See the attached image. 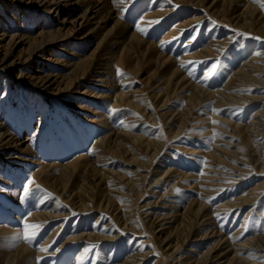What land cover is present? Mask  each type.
<instances>
[{
    "label": "rangeland",
    "instance_id": "374dc122",
    "mask_svg": "<svg viewBox=\"0 0 264 264\" xmlns=\"http://www.w3.org/2000/svg\"><path fill=\"white\" fill-rule=\"evenodd\" d=\"M10 1V8L5 9L0 0V10L5 15L1 19L4 18L2 22L7 20L9 26L18 30L21 27L22 44L19 48L23 46L27 49L46 34L50 36L48 39L55 40L42 46L43 50H39L33 59L18 63L14 70H0V134L7 131L15 139V143L0 149V264H9L12 256L26 243L35 252L46 247L47 254L39 259L38 264L119 263L136 247V242L146 239L147 246L153 252L145 264H151L156 258H161L163 253L149 228L127 230L109 210L101 208L94 211L73 210L67 198L60 197L57 186H63L70 179L81 184L85 175L92 173L95 167L108 165L119 171L130 168V160L124 161L116 148L98 147L97 142L110 136L108 133L111 130L119 128L129 127L131 131L145 136H155L159 132L165 134L167 128H164L163 120L158 117L157 103L161 99L154 94L163 91L176 65L182 63L183 73H190L188 77L192 81L205 84L212 90L221 89L230 74L255 52H259L258 60L261 57L260 62L264 64V29L233 26L221 21L218 14L221 13L224 0H209L205 4L200 0ZM254 2H259L264 13V0ZM213 3L214 7H207ZM163 8H167L168 12L161 14ZM11 13L16 18H12ZM153 21L155 23H149ZM140 28H146L147 31L142 32ZM229 35H232V40L218 59L206 56V46L211 40L222 41ZM157 56L170 57L172 60L166 62L161 72L150 81L156 70ZM215 63V73L205 79ZM50 73L56 74L62 86L71 82H76V85L57 94L55 90L43 91L37 83ZM250 73H256L263 80H252V85L245 89L264 96V68L253 69ZM124 94L134 97L136 102L142 101L148 106V113L144 114L134 104L116 106L115 102ZM192 95L191 89H186L182 95L173 96L164 110L180 112ZM208 104L211 105V102ZM201 106L197 107L201 113L196 118L197 123L170 140L168 146L158 154L157 166L168 165L173 170L179 168L195 175L204 170L205 152H193L185 148L206 151L215 143L214 133L202 131L208 130L210 125L202 123V116H207L208 107L204 103ZM218 110L222 116L235 122L240 120L247 123L259 110L263 111L264 117V100ZM104 113L106 119H103ZM180 121L177 115L176 121H173L174 129ZM170 128L173 127L168 130ZM212 130L216 131L214 126ZM229 138L226 134L223 140ZM219 145L225 146L221 141ZM248 145L249 141L245 138L243 152ZM235 156L234 153L225 155L226 158ZM132 173L135 174L134 169ZM227 176L225 174L221 182L228 177L230 179L226 181L235 182L223 187L219 185L216 188L218 191L207 195V202L212 205L210 215L214 229L227 235L226 238L234 244L241 239L245 241L249 238L247 236L253 237L264 232V171L248 172L243 178L236 172ZM196 179L197 176H193L184 179L185 184L175 185L163 199V205L153 206L151 210L172 213V209L185 205L192 197L199 195L197 189L187 185ZM29 181L33 183L29 185ZM25 187H29L31 193L27 199L23 195ZM246 193L253 195L252 201L245 203L242 209L233 207L232 210L224 205ZM153 197L146 192L137 199L140 204H145L152 201ZM46 209L64 211V214L50 219L33 218L38 211ZM250 209L247 228L245 226L239 230ZM71 210V214H66ZM26 218H31L28 224L40 227L26 229ZM97 218L99 220L95 223ZM107 221H111L112 226L118 229L117 239L67 241L70 236L90 230L92 226L98 230L105 229L103 224ZM58 226L60 230L55 233L54 229ZM105 230H111V225H107ZM29 231L37 233L31 242L24 238ZM197 244L187 245L185 249L197 255L204 249L206 242L202 240ZM29 261L31 259L26 256L17 264H28ZM249 261V264L253 263Z\"/></svg>",
    "mask_w": 264,
    "mask_h": 264
},
{
    "label": "bare ground",
    "instance_id": "6f19581e",
    "mask_svg": "<svg viewBox=\"0 0 264 264\" xmlns=\"http://www.w3.org/2000/svg\"><path fill=\"white\" fill-rule=\"evenodd\" d=\"M9 1L10 0H2V6L5 7V9L10 8ZM55 1L56 0H51V2ZM200 1L205 4L206 1L209 0ZM224 1V5H222L223 8L220 10L221 13L218 14L221 21L233 26L243 25L246 28L261 27L264 29V13L261 10L263 7L260 8L259 2H254V0ZM214 4L215 3L210 4L207 7H214ZM165 12H168L167 8H163L161 14ZM3 16L5 15H3V11L0 10V70H14L18 63L33 59L36 54H39V52L43 50L42 46L55 40L53 38L48 39L47 37L50 36L46 34L40 41L29 45L27 49H24L23 46L19 48L22 44L21 27L19 28L20 30H18L16 27L9 26L7 20L2 22L4 18H1ZM11 17L16 18L15 14L12 13ZM186 25L187 24H183L182 26ZM231 40L232 35L227 36V38L222 41L211 40L206 46V56H215L218 59L224 47L229 44ZM257 53L259 52L257 51L253 56H249L250 58H246V60L230 74L224 86L218 90H212L205 84H198L192 81V79L188 77L190 73H183L184 68L181 69L182 63L177 64L174 69V74L169 79V83H166V87L163 91H158L156 95L154 94V96L161 99L157 103L159 109L158 117L163 120L164 128H167L166 133L161 134L162 132H159L157 135L151 136L148 132L150 136H145L142 133L137 134L131 131L132 129L129 127L119 128V130L115 131L114 129L113 131L111 130V133H108L110 136L101 138L96 145L98 147L103 145L108 149H113V147L116 148L115 150L119 152L124 161L130 160L131 167L127 168L125 171L109 168L107 167L108 165L95 167L91 170L92 173H87V175H85V179L82 180L81 184L75 179H70V181L63 186H57L60 197L67 198L73 210L76 208L84 211H94L96 208L109 210L115 217L114 219L121 225H124L127 230L149 228L163 253L161 258H156L151 264H249V260L253 262L252 264H264V232H261V234L255 233L256 235L254 234L255 236L253 237H250L251 235L247 236L249 237L248 239H245V241L241 239L242 241L239 240L240 242H236L238 240L236 237V243L232 244V241L230 242L226 238L227 235L225 236L220 230L214 229L215 226L213 227V219L210 215L212 205H210V202H207L209 200L207 199V195L210 196L212 192L218 191L216 188L219 187V185L222 184L223 187L233 183L234 180H226H228V178L230 179L228 176H232L235 172L243 178L248 172L264 171L263 111L259 110L255 112L251 120L247 121V123H242L240 120L235 122L233 119L222 116L218 110L222 107L235 105L245 106L252 101L264 100L263 95L253 94L248 89H245L252 85V80L256 82H261L263 80L262 77L256 73H250L253 69L261 70L264 68V64L260 62L262 58L260 57L258 60L259 55H257ZM260 56L262 55L260 54ZM171 60L170 57L164 58V56H157L155 59L156 70L149 80L153 81L154 76L161 72L165 63ZM61 82L62 81L57 78L56 74L50 73L41 77L37 84H39V87L42 88L43 91L48 90L53 92L55 90L57 94L71 88L76 83H66L62 86ZM188 88L191 89L193 97L188 99L180 112L176 110H172L171 112L164 110L173 96L182 95ZM135 102L134 97L129 94H124L119 96L115 104L116 106H120L124 103L134 104L140 108L144 114L148 113V106H145L142 101ZM208 102H211V105H209ZM202 103L208 107L206 109L208 111L207 116H202V123L210 125L208 130L202 131L207 134L214 133L215 143L206 151L193 147L185 148L193 152H205L204 170H202L200 174L195 175L194 173L184 172L179 168L173 170L172 167L168 165L157 166V156L168 146L170 140L177 138L181 133L186 131L190 125H195V123H197L196 118L201 116V113L197 111V107H202ZM177 115L181 121L179 126L174 129L173 121H176ZM103 119H106L105 113L103 114ZM151 120L156 121L154 118H151ZM213 126L216 131L212 130ZM169 127L173 128L168 130ZM148 133L146 131V134ZM226 134H228L230 138L225 141L223 139ZM245 138L248 139L249 145L244 153L242 144ZM220 141L223 142L225 146L219 145ZM13 143H15V139L12 134L10 135L7 131L0 134V149L7 148ZM0 153L2 154V151ZM228 153H234L236 156L233 158H226L225 155ZM99 163H102V161H99ZM135 165H137L136 168ZM218 168L220 169L217 170ZM133 169L135 174L132 173ZM207 171L208 173L211 171V173L208 174ZM216 172L219 173L217 174ZM225 174L228 175V178H226L224 182H221ZM193 176H197V179L195 182L193 181V183L189 181L187 185L191 186L193 189H197L199 191L198 196L192 197L180 208L172 209V213H158L151 210L153 206L163 205V199L172 191L175 185H183L185 184L183 181L184 179ZM160 182H168V184H158ZM262 184H264V182ZM162 185L164 186L163 188ZM263 187L264 185L262 188ZM102 190L104 192L100 193ZM146 192L154 196L153 200L145 204H140L138 199ZM242 195L244 196L237 197L234 200L231 199V201L224 203V205H226V207L229 206L228 208L231 209L233 207L242 209L245 203H251L253 196H251L250 193ZM255 200L253 202H255ZM221 207L225 209L223 205H221ZM53 210L46 209L45 211H38V214L36 216L34 215L33 218L41 220L50 219L64 214V211L56 212ZM73 210L68 211L66 214H71ZM251 211V209L247 211L242 225L239 224L241 226L240 229L238 228L239 230H242V228H245L247 225ZM28 220L26 218V222H28ZM98 220L99 218H97L95 223ZM216 220L218 219L216 218ZM107 225H111V230H105ZM103 228L105 229L98 230L92 226L90 230H83L81 234L70 236L67 241L73 239H90L99 242L100 240L111 241L119 237L118 229L112 226L111 221H107L103 224ZM58 230H60L59 226L54 229V232L57 233ZM262 230L264 229L262 228ZM235 232L239 233L240 231ZM231 235L232 234H230V236ZM230 238L232 239V237ZM234 238L235 236L233 240ZM202 240H205L206 246L204 249L200 250L197 255H193L185 249V246L190 244L192 246H197V243H201ZM67 241L65 243H67ZM147 241L148 239L139 240L136 242V247L134 246L135 248L126 254L122 262L110 264H145L153 252V250L147 246ZM47 243L49 242L47 241ZM249 247L254 248L250 249ZM247 248L250 250L248 251ZM46 252V247L40 248L35 252L30 244L26 243L21 246L20 251L12 256V260H9V264H17L26 256H29L31 259L28 264H38L39 259L43 257Z\"/></svg>",
    "mask_w": 264,
    "mask_h": 264
},
{
    "label": "snow or ice",
    "instance_id": "6c2138e0",
    "mask_svg": "<svg viewBox=\"0 0 264 264\" xmlns=\"http://www.w3.org/2000/svg\"><path fill=\"white\" fill-rule=\"evenodd\" d=\"M149 23H155L154 21L153 22H149ZM140 31L142 32H146L147 29L146 28H140L139 29ZM256 39H259V37H256ZM257 55H259V53H257ZM216 68H217V65L216 64H213L212 67L208 70V74L207 76L205 77V79H208L209 77H211L215 71H216ZM33 183V181H29L28 184L31 185ZM30 188L29 187H25L23 189V195L24 197L27 199L30 195ZM41 203H43V201H41ZM75 215V214H74ZM40 226L39 225H30L28 224L27 222H25V228L26 229H37L39 228ZM36 232L35 231H29L25 236L24 238L29 240V242H31V240L36 236ZM90 251V250H89Z\"/></svg>",
    "mask_w": 264,
    "mask_h": 264
}]
</instances>
